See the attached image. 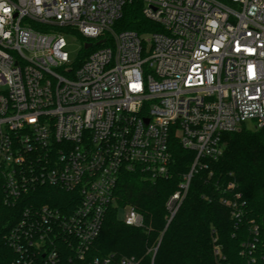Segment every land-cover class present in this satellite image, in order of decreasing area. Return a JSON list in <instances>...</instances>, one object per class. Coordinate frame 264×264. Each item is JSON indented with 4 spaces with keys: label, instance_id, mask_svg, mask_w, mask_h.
I'll return each instance as SVG.
<instances>
[{
    "label": "built area",
    "instance_id": "1",
    "mask_svg": "<svg viewBox=\"0 0 264 264\" xmlns=\"http://www.w3.org/2000/svg\"><path fill=\"white\" fill-rule=\"evenodd\" d=\"M128 1L0 0V189L22 205L4 237L12 264H115L86 257L122 173L168 178L175 140L194 154L165 203L168 225L201 161L223 155L222 135L264 129V0H141L160 29L141 36L113 30ZM64 27L95 46L79 67ZM41 187L68 198L42 203ZM121 212L143 227L140 213ZM250 234L241 255L255 264L258 228ZM213 255L223 258L218 245Z\"/></svg>",
    "mask_w": 264,
    "mask_h": 264
},
{
    "label": "trees",
    "instance_id": "2",
    "mask_svg": "<svg viewBox=\"0 0 264 264\" xmlns=\"http://www.w3.org/2000/svg\"><path fill=\"white\" fill-rule=\"evenodd\" d=\"M142 7L141 0L126 2L113 30L139 36L159 32L157 25L144 18ZM32 28L48 30L38 24ZM55 30L71 33L83 42L73 27ZM94 49L95 46L89 50L81 47L75 67ZM222 143L223 155L217 161L204 159L201 162L207 168H196L187 195L168 225L165 203L188 173L194 154L182 149L175 140L170 145L172 162L168 178L153 182L139 172L122 173L114 191L116 206L106 212L87 261L112 256L115 264L122 258L133 259L136 264H251L248 254H241L243 244L250 240V231L257 227L255 264H264V129L251 131L242 127L223 134ZM2 195L0 189V264H12L15 257L4 237L19 220L22 205L9 207L3 203ZM37 196L42 203L55 206H63L68 198L66 193L52 187H41ZM127 207L142 215V228L125 226L120 220L119 213ZM215 245L221 248L223 258L214 257ZM68 254L62 251L60 255Z\"/></svg>",
    "mask_w": 264,
    "mask_h": 264
},
{
    "label": "rangeland",
    "instance_id": "3",
    "mask_svg": "<svg viewBox=\"0 0 264 264\" xmlns=\"http://www.w3.org/2000/svg\"><path fill=\"white\" fill-rule=\"evenodd\" d=\"M65 41L67 44L66 51L68 53L69 59L71 62L76 61L81 52L82 43L75 37L72 36H65ZM250 124H246V127H250ZM124 212L119 213V217L122 218Z\"/></svg>",
    "mask_w": 264,
    "mask_h": 264
},
{
    "label": "water",
    "instance_id": "4",
    "mask_svg": "<svg viewBox=\"0 0 264 264\" xmlns=\"http://www.w3.org/2000/svg\"><path fill=\"white\" fill-rule=\"evenodd\" d=\"M90 48V44H86L85 46H84V49H89Z\"/></svg>",
    "mask_w": 264,
    "mask_h": 264
}]
</instances>
